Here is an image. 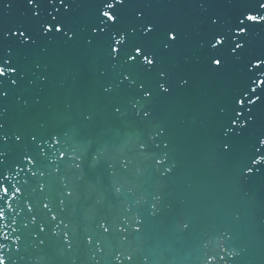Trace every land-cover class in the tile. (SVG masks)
I'll list each match as a JSON object with an SVG mask.
<instances>
[{
	"label": "snow or ice",
	"instance_id": "1",
	"mask_svg": "<svg viewBox=\"0 0 264 264\" xmlns=\"http://www.w3.org/2000/svg\"><path fill=\"white\" fill-rule=\"evenodd\" d=\"M18 2L23 19L13 21ZM262 31L264 0H0V264H50L45 251L53 241L70 264H82L74 254L81 246L84 264H157L153 247L164 243L171 251L184 242L202 264H264V243L241 240L236 213L210 232L186 216L149 232L172 212L158 190L118 216L93 213L94 229L82 237L73 231L76 209L69 212L79 200L76 181L90 173L107 177L117 200L134 195L128 176L147 172L161 185L175 176L171 126L158 105L197 86L202 96L223 88L226 102L213 104L214 151L256 206L264 187V48L256 47ZM60 50L72 54L73 79L88 83L93 103L75 123L53 130L51 120L36 119L33 126L22 118L42 97L29 90L44 91L47 61ZM10 101L21 117L13 126ZM105 114L135 127L131 155H110L101 142Z\"/></svg>",
	"mask_w": 264,
	"mask_h": 264
}]
</instances>
